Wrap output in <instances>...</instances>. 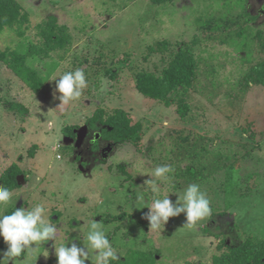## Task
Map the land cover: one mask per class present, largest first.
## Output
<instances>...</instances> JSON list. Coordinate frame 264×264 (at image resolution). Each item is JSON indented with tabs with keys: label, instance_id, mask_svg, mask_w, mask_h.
I'll return each instance as SVG.
<instances>
[{
	"label": "rangeland",
	"instance_id": "rangeland-1",
	"mask_svg": "<svg viewBox=\"0 0 264 264\" xmlns=\"http://www.w3.org/2000/svg\"><path fill=\"white\" fill-rule=\"evenodd\" d=\"M16 2L26 21L1 33L0 52L39 46L36 26L48 15L66 27L71 43L65 50L27 61L42 79L38 93L0 64V175L11 164L23 173L4 214L11 208L43 204L51 222L70 231V238L81 247L88 220L102 221L119 259L127 264H138L137 259L147 254L154 260L142 264H212L214 256L246 237L264 239V87L244 85L250 67L264 60V51L251 37L250 48L243 50L225 43L239 27H249L253 34L260 31L264 42V0H248L247 11L256 17L249 25L237 7L226 12L230 5L235 8V0ZM219 16L234 23L218 30L202 28L205 19ZM193 37L200 39L194 48L199 64L194 86L185 96L189 111L182 120L173 107L140 95L134 80L140 71L159 74L177 46ZM161 42L170 45L168 51L159 47ZM77 68L85 73L88 88L80 101L58 108L53 80ZM12 103L23 105L27 114L9 110ZM98 108L107 114L122 109L132 124L140 122L137 146L107 147L101 157L107 142L98 137L97 144L89 143L92 131L76 149L74 139L57 132L61 125L79 129ZM57 135L62 158L50 169ZM33 146L37 148L30 157ZM193 157L217 161L215 174L194 182L207 192L212 216L188 229L181 214L170 218L160 233L153 232L144 218L149 210L133 207L130 212L129 195L134 199L136 191H143L150 204L154 194L145 181L155 179L152 170L164 164L175 169L172 191H182L193 182L178 171L191 165ZM156 183L164 190L169 187L163 180ZM169 198L176 200L174 194ZM52 243L43 245L49 255L38 256L36 264H57ZM6 250L0 237V258Z\"/></svg>",
	"mask_w": 264,
	"mask_h": 264
},
{
	"label": "trees",
	"instance_id": "trees-1",
	"mask_svg": "<svg viewBox=\"0 0 264 264\" xmlns=\"http://www.w3.org/2000/svg\"><path fill=\"white\" fill-rule=\"evenodd\" d=\"M151 1L154 4H162L167 0ZM235 2V8L230 5V10H226L228 14L234 12L233 10L237 7L241 12L239 16L244 18L245 25L256 20V17H252L247 11L248 0H235ZM25 21L21 7L16 0H0V35L5 29H12ZM225 23H228L229 26L234 22L224 19V16L215 17V19L209 17L205 19L202 28L218 30ZM36 28L40 39L39 46L29 45L26 51L20 52L15 50L0 52V64H3L18 77L32 93H38L43 83L39 73L27 66V61L40 55L47 57L50 52L65 50L71 43V37L68 35L66 27L57 25L55 15H48ZM248 29L249 27H239L238 30H234L225 43L238 50H243L250 48L249 38L251 37V40L258 41V47L264 51L263 34L260 31L253 34L248 32ZM198 44H200V39L196 37H193L190 43L179 44L159 74L148 71L138 72L134 80L136 91L144 98L161 102L165 107H173L175 114L180 119L185 120L189 111L185 96L193 88L197 78L199 59L194 48ZM158 45L163 51H168L170 48L166 42H161ZM248 72L245 86L264 87V60L253 64ZM9 110L16 111L21 116L27 114L26 108L18 103H12ZM85 125L89 131L99 130L100 135L98 137L113 146L123 144L137 146L141 140V123L132 124L129 114L122 109H114L107 114L103 109L98 108L87 119ZM76 128V126H66L61 132L64 137L74 139L73 130ZM36 148V146L31 147L28 150V156L33 157ZM220 156L221 154L218 153L216 158ZM196 157H193L194 159L190 162L191 165L178 171L180 176L187 181L204 180L218 170L215 159L210 162H202ZM19 175H23L20 168L17 164H11L0 175V186L7 187L10 191L18 189L19 185L16 178ZM15 209L11 208L6 214H10ZM209 234L211 233L209 232ZM149 258L154 260L153 254H147V258L137 259L136 262L142 264ZM119 264H127V261L119 259ZM212 264H264V239L254 241L251 237H246L236 246H229L225 253L214 256Z\"/></svg>",
	"mask_w": 264,
	"mask_h": 264
},
{
	"label": "clouds",
	"instance_id": "clouds-1",
	"mask_svg": "<svg viewBox=\"0 0 264 264\" xmlns=\"http://www.w3.org/2000/svg\"><path fill=\"white\" fill-rule=\"evenodd\" d=\"M53 81H56L55 91L59 93L56 97L60 102L58 108L80 101L84 90L88 88L85 73L79 68L67 71ZM61 130L62 125L57 128V132ZM97 135H100L99 130L92 131L89 143L97 144ZM59 142L60 136L57 135L53 140L56 155L47 165L50 169L54 167L55 161L62 158L59 154ZM174 172L175 169L170 164L158 165L152 170L151 175L155 179L145 181V185H149L151 193L154 194L150 204L143 191H136L134 199L129 195L130 212L133 207L149 210L144 218L153 232L160 233L170 218L181 214L185 215L184 227L188 229H196L212 216L211 201L200 184L193 182L182 191H172L175 188ZM156 180H163L169 186L168 189H162ZM162 191L167 194L157 198ZM170 194L176 196L175 201L169 198ZM10 204L12 192L9 188L0 186V237L7 245L0 264H36L38 256L48 257L49 251L43 245L49 241L53 242L51 247L54 249L57 264H86V261L90 264H119L120 255L106 234L102 221L88 220L85 242L81 247L74 242V238H70V231H62L63 226L58 227L51 222V216H46L48 210L43 204H36L31 208L21 206L10 214H4Z\"/></svg>",
	"mask_w": 264,
	"mask_h": 264
},
{
	"label": "water",
	"instance_id": "water-1",
	"mask_svg": "<svg viewBox=\"0 0 264 264\" xmlns=\"http://www.w3.org/2000/svg\"><path fill=\"white\" fill-rule=\"evenodd\" d=\"M86 130H87L86 126H82L78 130L75 131V133H76L75 147L76 148H78L81 145V143H82V141L84 139V136L86 134ZM20 180L23 181V177L22 176H19L17 178L18 183H20Z\"/></svg>",
	"mask_w": 264,
	"mask_h": 264
},
{
	"label": "flooded vegetation",
	"instance_id": "flooded-vegetation-1",
	"mask_svg": "<svg viewBox=\"0 0 264 264\" xmlns=\"http://www.w3.org/2000/svg\"><path fill=\"white\" fill-rule=\"evenodd\" d=\"M84 126H86V125H84ZM86 128H87V127H86ZM76 130H78V129L76 128L75 130H73V132H74V134H75L73 148H75V149H76V147H75V141H76V133H75V131H76ZM89 132H90V131L87 129V130H86V134L89 133ZM86 134H85V136H86ZM85 136H84V138H85ZM65 138H66V137H65ZM97 138H98V135H97ZM68 139H72V138H68ZM83 142H84V139H83L82 143H83ZM82 143H81V144H82ZM111 146H113L111 143H109V142L106 143V146L100 150V155H101V157L105 155V151L107 150L106 148H107V147H111ZM78 148H79V147H78ZM79 155H80V153H78V154L76 155V158H78ZM78 159H79V158H78ZM19 176H22V175H19ZM19 176H17V178H18ZM22 177H23V176H22ZM17 178H16V180H17ZM17 183H18V181H17ZM18 185L20 186V183H18Z\"/></svg>",
	"mask_w": 264,
	"mask_h": 264
}]
</instances>
